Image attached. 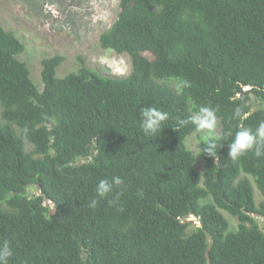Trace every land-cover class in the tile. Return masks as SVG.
Instances as JSON below:
<instances>
[{
	"label": "trees",
	"instance_id": "trees-1",
	"mask_svg": "<svg viewBox=\"0 0 264 264\" xmlns=\"http://www.w3.org/2000/svg\"><path fill=\"white\" fill-rule=\"evenodd\" d=\"M99 42L130 57L126 76L79 57L58 77L65 57L54 54L41 61L39 89L17 58L23 43L0 25V244L12 250L9 264H264L254 218L264 216V156L228 158L235 132L264 121V0H119ZM180 78L191 86L179 89ZM147 106L169 114L155 137L140 128ZM199 106L216 109L220 124L219 158L199 154L202 171L185 142L197 129L179 123ZM117 175L124 184L97 197L98 181Z\"/></svg>",
	"mask_w": 264,
	"mask_h": 264
},
{
	"label": "rangeland",
	"instance_id": "rangeland-1",
	"mask_svg": "<svg viewBox=\"0 0 264 264\" xmlns=\"http://www.w3.org/2000/svg\"><path fill=\"white\" fill-rule=\"evenodd\" d=\"M118 12L119 0H0V25L12 31L23 43L24 50L17 58L26 62L33 83L41 89V61L54 54L65 57L56 69L58 77L75 71L80 65L79 57L103 75L126 76L131 69L130 57L103 48L99 42L101 31L115 21ZM168 84L175 86L174 81ZM256 107L257 104L253 108ZM219 132L218 122L214 134ZM204 137L206 134L197 129L185 139L195 154L200 171L203 162L197 143ZM27 191L37 193L33 186L27 187ZM223 213L231 228H235L236 220L225 211ZM254 218L264 231V216L254 215ZM190 219L197 223L193 217Z\"/></svg>",
	"mask_w": 264,
	"mask_h": 264
},
{
	"label": "clouds",
	"instance_id": "clouds-1",
	"mask_svg": "<svg viewBox=\"0 0 264 264\" xmlns=\"http://www.w3.org/2000/svg\"><path fill=\"white\" fill-rule=\"evenodd\" d=\"M191 86L190 81L180 78L177 81L179 89L188 88ZM140 128L144 134L149 137L159 135L164 128V123L169 119L167 112L161 111L155 107H142L140 110ZM239 114V109H237ZM217 110L211 106H199L193 111L187 120H180V125L191 123L201 133H205L206 137L202 141L205 145L200 153L208 157L218 160L217 156V137L215 130L218 125ZM253 152L256 157L264 156V121H261L255 131L249 127L241 126L234 135L232 141L228 144V158L236 160L247 152ZM124 184V180L120 176H113L110 179L104 178L98 181L96 185V196L99 198L107 197L113 193L116 188ZM118 195L113 200L109 201L112 204L118 203ZM97 199H92L89 206L95 207ZM12 256V250L5 241L0 244V264H9V259Z\"/></svg>",
	"mask_w": 264,
	"mask_h": 264
}]
</instances>
